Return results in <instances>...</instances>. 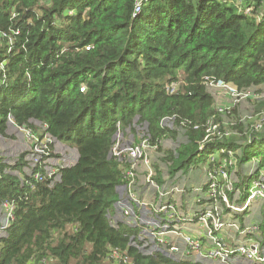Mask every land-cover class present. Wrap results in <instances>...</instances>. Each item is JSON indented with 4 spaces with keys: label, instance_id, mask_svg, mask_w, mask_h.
Here are the masks:
<instances>
[{
    "label": "trees",
    "instance_id": "1",
    "mask_svg": "<svg viewBox=\"0 0 264 264\" xmlns=\"http://www.w3.org/2000/svg\"><path fill=\"white\" fill-rule=\"evenodd\" d=\"M218 81L261 96L264 110V0H0V136L12 121L77 152L56 181L25 153L0 158V202L14 204L0 264H104L115 248L133 264H194L127 248V228L108 219L124 182L109 150L118 129L145 123L155 165L171 173L188 176L216 151L232 153L241 177L264 169V128L218 113L209 85ZM209 123L235 137L205 140ZM163 138L180 139L171 149Z\"/></svg>",
    "mask_w": 264,
    "mask_h": 264
},
{
    "label": "built area",
    "instance_id": "2",
    "mask_svg": "<svg viewBox=\"0 0 264 264\" xmlns=\"http://www.w3.org/2000/svg\"><path fill=\"white\" fill-rule=\"evenodd\" d=\"M251 9L252 4L243 11L246 14ZM180 82L168 84L164 90L173 92ZM209 85L229 90L235 102L250 95L223 81ZM84 89L83 86L80 91ZM251 97L262 98L257 94ZM217 111L223 115L229 109L225 105L217 107ZM252 123L251 128L256 131L264 128V110ZM9 124L16 126L12 121ZM161 124L174 128L171 117L162 118ZM209 125L205 140L214 135L232 136L229 130L220 131L217 124ZM21 128L31 145L25 154L28 166L40 165L45 175L59 180V168L74 164L77 158L69 159L61 151L64 155L51 162L53 143L58 152L56 140L48 133L40 136L29 127ZM135 132L139 140L131 141V135L126 139L118 129L109 150V157L118 163L124 182L116 188L114 210L108 219L113 227L127 228V248L132 247L143 256L160 254L175 262L264 264V169L253 164L241 177L236 160L229 153L225 158L215 155L219 160L210 161L202 174L196 169H189L188 176L182 170L171 173L162 163L155 165L160 153L158 144L151 142L147 125L136 126ZM177 140L163 138L159 144L175 149ZM34 179L40 181L42 175L36 173ZM0 209L3 235L13 219L14 204L0 202ZM106 259L112 264H133L130 256L116 248L109 251Z\"/></svg>",
    "mask_w": 264,
    "mask_h": 264
},
{
    "label": "rangeland",
    "instance_id": "3",
    "mask_svg": "<svg viewBox=\"0 0 264 264\" xmlns=\"http://www.w3.org/2000/svg\"><path fill=\"white\" fill-rule=\"evenodd\" d=\"M180 83H178L175 90L178 89ZM210 90L214 97L215 109L217 107H222L226 105L229 109L228 112L232 114L233 118H235L236 120L238 119L240 120L241 118L242 122L240 123V125L245 130L249 131L251 129V125H253L252 122L254 120H257L258 116L262 113L260 104H258L256 99L254 98H252L251 100H247L246 98H244V99H240L238 102H235L234 94L227 89L211 87ZM35 124L40 128V125L37 122ZM127 132L124 133L123 135L124 138L127 139V137L131 135L133 137L132 138L133 140L131 141H135L136 139L139 140V136L137 138L136 132H129V133ZM209 133L212 134V131H210ZM231 137H235L234 132H232ZM56 146L58 147L59 153L56 152L55 143H53L51 146V153H50L51 162L55 163V157L57 155L62 157L65 154L68 156L69 159L77 158L76 149H74L73 147L59 141H56ZM30 148L31 145L25 136L24 128L10 125L7 137L0 136V158H2V160H4L5 162L7 161L8 163H15L16 160L20 158L21 155H23L24 153L28 154ZM61 151H64V154H60ZM213 154L217 155V151L214 152ZM208 161H209L208 158L205 161H202L198 165V168H196L195 171L202 174L208 165ZM25 170L28 169L25 168ZM0 211L2 210L0 209ZM0 217H2L1 213H0ZM104 264H112V263L106 260Z\"/></svg>",
    "mask_w": 264,
    "mask_h": 264
},
{
    "label": "crops",
    "instance_id": "4",
    "mask_svg": "<svg viewBox=\"0 0 264 264\" xmlns=\"http://www.w3.org/2000/svg\"><path fill=\"white\" fill-rule=\"evenodd\" d=\"M194 176H197V174H196V173H194ZM194 176H193V178H194V179H196L197 177H194Z\"/></svg>",
    "mask_w": 264,
    "mask_h": 264
}]
</instances>
